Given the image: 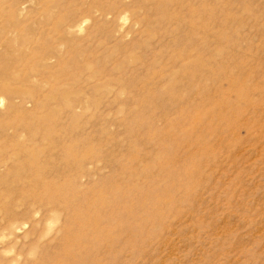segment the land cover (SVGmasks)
Instances as JSON below:
<instances>
[{"label":"rangeland","instance_id":"rangeland-1","mask_svg":"<svg viewBox=\"0 0 264 264\" xmlns=\"http://www.w3.org/2000/svg\"><path fill=\"white\" fill-rule=\"evenodd\" d=\"M4 62L0 264H264V0H0Z\"/></svg>","mask_w":264,"mask_h":264},{"label":"bare ground","instance_id":"bare-ground-1","mask_svg":"<svg viewBox=\"0 0 264 264\" xmlns=\"http://www.w3.org/2000/svg\"><path fill=\"white\" fill-rule=\"evenodd\" d=\"M13 67L14 66H12L8 62H4V64L0 66V93L3 92L6 94H18L22 97L21 99L18 95L17 96L14 95L17 98L16 99L14 98L15 101H12L11 103H9V105L7 106V109L8 110L16 109L15 112H17L18 115L24 116L21 119L22 124L20 126L21 128L19 132L18 130L15 129L16 127L12 128L11 137H14V136L18 137L17 135L19 134L20 135L25 134L27 135L26 137L27 139H25L26 141L24 143L21 140L20 141L21 143L15 142V143L9 144L11 154L6 159V160H9L10 162L8 166L5 163L6 160L5 161L0 160V172L3 173V175L0 178V182H4L7 185L6 190L10 189L13 185L16 186L18 183L15 182L14 184H12L11 182H14L13 180L8 181V180H4V178L6 177L10 178L13 176L14 178H16V180L20 179V183H25L27 181L31 184L32 179H29L30 176L33 175L35 182H37V180L41 178L40 169L42 166L41 162L38 160L39 152L41 150L37 149L35 151L34 148L38 147L40 143L39 134L41 132L39 130L41 129V127L43 128V126H40L41 124L40 121L43 122V118L35 116V117H29L28 120L25 119V117L27 118L25 114H28V112L25 110L24 102L27 98H30V96H32V91L27 90L25 88L24 89L17 88L11 85L12 81L19 79L17 76V71ZM22 82L23 80L21 81V83ZM63 98L65 100L67 96L65 95L63 96ZM2 102H4V99L0 97V107L1 105H3ZM71 114L72 115L74 114L73 109L71 111ZM21 132L23 133L21 134ZM41 139H44V138H41ZM1 149L4 150L5 148H1ZM4 172H5V175H4ZM22 173L27 174V176L24 177ZM28 173H29V177H28ZM7 195H8V192L0 191V201L2 199H5ZM12 224L13 222L10 223V226H12ZM16 228L17 227H14V229Z\"/></svg>","mask_w":264,"mask_h":264}]
</instances>
